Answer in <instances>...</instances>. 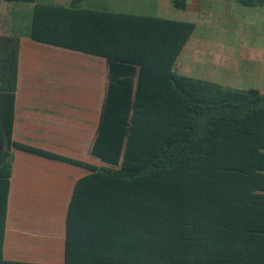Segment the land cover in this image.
I'll list each match as a JSON object with an SVG mask.
<instances>
[{
	"label": "trees",
	"instance_id": "obj_1",
	"mask_svg": "<svg viewBox=\"0 0 264 264\" xmlns=\"http://www.w3.org/2000/svg\"><path fill=\"white\" fill-rule=\"evenodd\" d=\"M2 1L26 11L11 21L19 36L108 65L92 147L108 166L10 139L11 149L92 172L69 206L66 264H264V90L179 74L193 23L84 8L86 0ZM187 5L173 0L176 9ZM12 172L9 153L0 165V264H31L3 256Z\"/></svg>",
	"mask_w": 264,
	"mask_h": 264
},
{
	"label": "crops",
	"instance_id": "obj_2",
	"mask_svg": "<svg viewBox=\"0 0 264 264\" xmlns=\"http://www.w3.org/2000/svg\"><path fill=\"white\" fill-rule=\"evenodd\" d=\"M72 2L38 0L66 7ZM83 7L193 23L178 57L179 74L232 89L264 90V7L234 0H188L185 10L176 9L173 0H86ZM24 15L0 0V165L6 154L13 155L3 256L13 262L66 264L69 206L77 182L92 172L11 149L10 139L108 166L92 155L108 65L104 57L19 36L11 21Z\"/></svg>",
	"mask_w": 264,
	"mask_h": 264
},
{
	"label": "rangeland",
	"instance_id": "obj_3",
	"mask_svg": "<svg viewBox=\"0 0 264 264\" xmlns=\"http://www.w3.org/2000/svg\"><path fill=\"white\" fill-rule=\"evenodd\" d=\"M61 74H62V73H61ZM60 87H61V86H60ZM69 87H70V86H69ZM69 87H68V88H69ZM100 88H101V87H100ZM64 89H65V86H64V87H61V91H65ZM75 92H79V93L81 92V93H84V91L82 90V88L79 89V90H77V88H76Z\"/></svg>",
	"mask_w": 264,
	"mask_h": 264
}]
</instances>
